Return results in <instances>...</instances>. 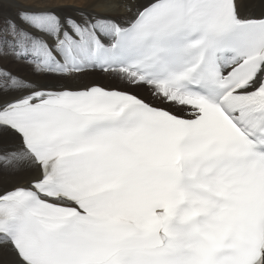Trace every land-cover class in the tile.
<instances>
[{"label": "snow or ice", "instance_id": "snow-or-ice-1", "mask_svg": "<svg viewBox=\"0 0 264 264\" xmlns=\"http://www.w3.org/2000/svg\"><path fill=\"white\" fill-rule=\"evenodd\" d=\"M70 7L0 0V264H264V0Z\"/></svg>", "mask_w": 264, "mask_h": 264}, {"label": "bare ground", "instance_id": "bare-ground-1", "mask_svg": "<svg viewBox=\"0 0 264 264\" xmlns=\"http://www.w3.org/2000/svg\"><path fill=\"white\" fill-rule=\"evenodd\" d=\"M20 2H24V0H20ZM65 2L67 3V4H69L70 6H72V5H74L75 3H74V0H65ZM93 2H99V0H93ZM135 2L137 3V4H144V3H146V2H148V0H135ZM85 3V2H84ZM83 3V4H84ZM78 4H76V6H77ZM90 8V7H89ZM89 8H86L85 9V11H87V12H89L90 14L91 13H95V14H99V13H104V14H101V15H106L107 13H113L112 12V10H105L104 8H102V7H92L91 9H89ZM7 11V10H6ZM15 11H13L12 13H14ZM105 12H107L106 14H105ZM120 12H122V14H116V13H113L114 14V17L115 18H117V19H121V18H123V17H127V16H129L130 14L128 13V12H126L123 8H121V11ZM69 14L70 15H75L76 14V12H74V11H72L70 8H69ZM5 61V60H4ZM5 65V64H4ZM13 66V65H12ZM8 68V67H7ZM13 71V70H12ZM12 145H0V147H11Z\"/></svg>", "mask_w": 264, "mask_h": 264}, {"label": "rangeland", "instance_id": "rangeland-1", "mask_svg": "<svg viewBox=\"0 0 264 264\" xmlns=\"http://www.w3.org/2000/svg\"><path fill=\"white\" fill-rule=\"evenodd\" d=\"M85 2V0H74V5H72L71 7H70V9L72 10V11H74V12H76V10L77 9H79L80 7H82V5H83V3ZM21 3H23V2H21ZM76 4H78L77 6H76ZM89 8V7H88ZM92 7H90L89 9H91ZM7 11H6V14H8L9 12H13V11H15V8H11V9H6ZM121 11V8H119V9H116V10H112V12L113 13H116L117 15L118 14H122V12H120ZM107 12H105V14H106ZM113 13H107L106 15H113L114 16V14ZM100 14H104V13H99V15ZM5 64V65H4ZM13 65V66H12ZM3 66L5 67V68H7V69H9V70H13V71H15L16 70V65L14 64V63H12L10 60H8V59H5V61H3Z\"/></svg>", "mask_w": 264, "mask_h": 264}]
</instances>
